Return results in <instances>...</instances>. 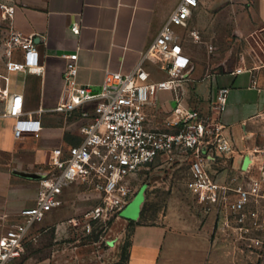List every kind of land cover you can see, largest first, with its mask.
I'll return each mask as SVG.
<instances>
[{"label":"crops","instance_id":"1","mask_svg":"<svg viewBox=\"0 0 264 264\" xmlns=\"http://www.w3.org/2000/svg\"><path fill=\"white\" fill-rule=\"evenodd\" d=\"M181 2L0 0V4L16 6L13 26L34 37L44 67L42 73L8 71L0 46L3 88L23 95L24 118L42 124L38 133L17 138L15 119L5 115L8 103L0 98V238L23 208L35 204L40 181L49 175L53 151L80 145L85 137L82 127L95 114L97 101L85 103L70 114L56 110L65 91L66 56L79 53L78 81L100 91L108 71L126 74L138 66ZM9 24L2 20L0 8V43ZM75 24L80 26L79 34L72 31ZM176 31L189 65L225 70L200 78L186 77L178 91H159L147 108L148 126L167 130L165 119L179 97L185 106L222 123L235 146L243 137V128L264 115V0H199L189 24ZM23 58V51H17L14 60ZM145 65L153 80L168 79L155 61L147 60ZM239 69L242 71L237 72ZM221 88L229 92L226 109L219 113L214 105ZM75 185L64 193L61 207L30 229L25 255L14 264L255 262L249 242L226 228L222 216L178 200L169 205L158 224L132 226L131 218L124 217L114 221L106 243L99 238H76L70 220L83 209L77 206ZM130 227L132 235L127 244L125 235Z\"/></svg>","mask_w":264,"mask_h":264},{"label":"built area","instance_id":"2","mask_svg":"<svg viewBox=\"0 0 264 264\" xmlns=\"http://www.w3.org/2000/svg\"><path fill=\"white\" fill-rule=\"evenodd\" d=\"M198 4L199 0H182L138 66L126 74L108 71L100 91L78 81L79 53L66 56L65 91L56 110L70 114L85 103L97 101L95 114L91 122L82 127L85 137L80 145L68 151L57 148L51 154L49 175L40 181L41 189L35 204L23 208L18 220L0 238V264H14L25 255L30 229L64 204L63 195L73 184L82 183L100 195L99 202L81 219L71 220L74 224L83 221L85 231L90 235L97 226L103 227L113 217L129 210L134 198L133 178L176 150L191 155L189 186L204 210L222 216L225 227L248 241L249 248L264 244L263 240L253 236L257 231L264 232V223L257 219V212L251 208L259 181L255 180L249 188L236 185L235 179L222 182L208 166L211 154L234 151V145L225 133L226 127L203 116L199 110L185 106L179 97L165 119L167 130L151 129L147 124V108L158 92L167 88L178 91L185 80L182 73L189 65V59L176 29L189 24ZM0 8L2 20L10 23L0 43L8 71L42 73L44 67L34 37L13 26L16 6L3 3ZM72 31L79 34L80 26L73 25ZM17 51H23V60H14ZM147 60L158 63L167 72L168 79L153 80L145 65ZM228 92L227 88L219 90L215 111L222 113L226 109ZM0 98L8 103L5 115L15 119L17 138L42 129L40 120L24 118L23 95L4 89L1 78Z\"/></svg>","mask_w":264,"mask_h":264},{"label":"rangeland","instance_id":"3","mask_svg":"<svg viewBox=\"0 0 264 264\" xmlns=\"http://www.w3.org/2000/svg\"><path fill=\"white\" fill-rule=\"evenodd\" d=\"M223 70L225 69L189 65L183 71L182 76L185 79L192 75L200 78L214 71ZM243 129V137L235 141L234 151L228 154H211L208 166L212 174L222 182H232L235 179L236 185L249 188L255 180L259 181V190L251 208L257 212V219L264 223V115ZM191 164V155L184 151L176 150L171 155L163 157L150 169L133 178L134 198L128 211L113 217L103 227L97 226L95 232L90 235L86 233L83 221L74 224L71 219L74 236L81 240H87L90 237L99 238L102 243H106L111 226L120 218L130 217L132 226L158 224L166 216L169 205L176 203L177 200L180 203H188L201 208L189 186L192 179ZM75 187L79 194L76 196L77 206L83 209V212L75 218L81 219L99 202L100 195L82 183H76ZM230 233L231 236H235L232 232ZM131 235L132 228L130 227L125 235L127 244L130 242ZM253 236L264 242V232L257 231ZM249 250L255 255L254 264H264V244L249 248Z\"/></svg>","mask_w":264,"mask_h":264}]
</instances>
